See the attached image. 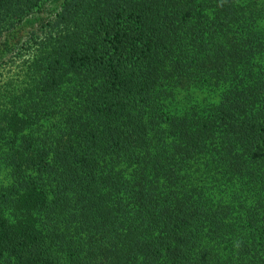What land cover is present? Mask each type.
Wrapping results in <instances>:
<instances>
[{"label":"trees","instance_id":"1","mask_svg":"<svg viewBox=\"0 0 264 264\" xmlns=\"http://www.w3.org/2000/svg\"><path fill=\"white\" fill-rule=\"evenodd\" d=\"M7 60L0 264H264V0H0Z\"/></svg>","mask_w":264,"mask_h":264},{"label":"rangeland","instance_id":"2","mask_svg":"<svg viewBox=\"0 0 264 264\" xmlns=\"http://www.w3.org/2000/svg\"><path fill=\"white\" fill-rule=\"evenodd\" d=\"M58 9L59 3L56 1L45 4L39 12H36L33 16L28 18L26 22L23 23V25H20L16 28V32L12 36V42L20 47L21 44L24 45L29 40L33 32H36L37 35H40L41 31L43 30V26H45L44 24L54 18L58 12ZM10 56L12 55L10 54ZM12 57L8 58L12 59ZM6 62L7 64L0 67V84L2 83L1 80L5 81L7 78L16 79L18 76V68L21 65L20 61L18 60L15 62L12 60H7ZM0 179H4L3 185H6V173L4 170L0 174Z\"/></svg>","mask_w":264,"mask_h":264}]
</instances>
